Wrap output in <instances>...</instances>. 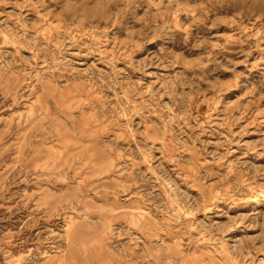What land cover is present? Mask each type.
Listing matches in <instances>:
<instances>
[{"label": "rangeland", "instance_id": "rangeland-1", "mask_svg": "<svg viewBox=\"0 0 264 264\" xmlns=\"http://www.w3.org/2000/svg\"><path fill=\"white\" fill-rule=\"evenodd\" d=\"M0 264H264V0H0Z\"/></svg>", "mask_w": 264, "mask_h": 264}, {"label": "bare ground", "instance_id": "bare-ground-1", "mask_svg": "<svg viewBox=\"0 0 264 264\" xmlns=\"http://www.w3.org/2000/svg\"><path fill=\"white\" fill-rule=\"evenodd\" d=\"M261 203H258V205H260ZM179 220V219H178ZM165 240V239H164Z\"/></svg>", "mask_w": 264, "mask_h": 264}]
</instances>
